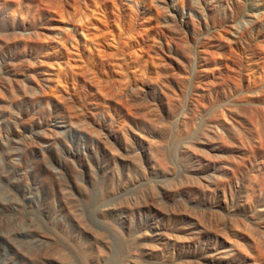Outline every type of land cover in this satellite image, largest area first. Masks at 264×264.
I'll list each match as a JSON object with an SVG mask.
<instances>
[{"label": "rangeland", "instance_id": "obj_1", "mask_svg": "<svg viewBox=\"0 0 264 264\" xmlns=\"http://www.w3.org/2000/svg\"><path fill=\"white\" fill-rule=\"evenodd\" d=\"M0 264H264V0H0Z\"/></svg>", "mask_w": 264, "mask_h": 264}]
</instances>
